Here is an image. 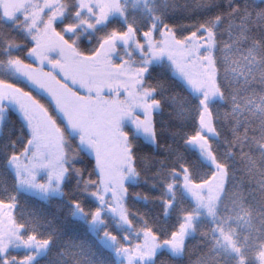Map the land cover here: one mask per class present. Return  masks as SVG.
Listing matches in <instances>:
<instances>
[{
	"label": "snow or ice",
	"instance_id": "6c2138e0",
	"mask_svg": "<svg viewBox=\"0 0 264 264\" xmlns=\"http://www.w3.org/2000/svg\"><path fill=\"white\" fill-rule=\"evenodd\" d=\"M226 2L0 0V65L21 81L0 78V136L9 109L25 129L14 189L65 195L75 174L96 206L72 200V215L93 235L104 213L115 225L97 236L114 262L62 248L50 264H264V3ZM16 202L0 197V264H37L55 237Z\"/></svg>",
	"mask_w": 264,
	"mask_h": 264
},
{
	"label": "trees",
	"instance_id": "16d2710c",
	"mask_svg": "<svg viewBox=\"0 0 264 264\" xmlns=\"http://www.w3.org/2000/svg\"><path fill=\"white\" fill-rule=\"evenodd\" d=\"M183 4L185 0H178ZM237 3L243 5L245 2L251 3L252 0H236ZM258 3H264V0H257ZM15 6V5H14ZM13 5H7L6 11H11L14 8ZM189 6H191V0H189ZM228 7L226 0H221L219 9H212L211 11H223ZM206 13H199L193 15H187L184 13H176L170 16L169 22L177 25L187 24L198 17H202ZM139 15V13H137ZM181 30V29H178ZM226 38V37H225ZM157 69L156 75L164 77L167 75V68L162 65H154ZM0 78L10 79L13 82H21L18 78L14 77L10 71H8L3 65H0ZM213 103H219L215 101ZM221 108H227V105H221ZM167 119L163 113H157L158 125L162 124V121ZM125 130L130 133V140L135 146L139 143V138L135 134L133 128L126 126ZM24 124L21 116L14 109H9V114L6 116L4 123V134L0 136V197L6 196L8 192L15 191L17 193V202L15 207V214L21 221L32 220L36 224V230L42 236L52 235L55 237L52 249L49 253L45 254L39 260L37 264H50L52 260V252H59L60 249H67L69 251H76L78 255H88L93 260L103 258L105 260L115 261V257L107 250L103 249L98 243L97 237L93 235L88 218L78 219L72 215L73 205L72 200H80L85 209H91L96 206V202L86 194L81 193L80 186L76 184L77 177L72 174L71 179L67 180L64 185L65 195L62 197H48L46 199H40L31 194L25 193L20 189H14V174L12 170L6 164V156L12 151L11 141H15L16 148H20L24 140ZM230 136V133H226ZM69 140H73V136L68 133ZM78 143V141H75ZM5 145L7 147L5 148ZM223 149L225 145L221 144ZM92 158L88 156L82 149L80 154L76 158V166L85 169V174L90 172ZM252 187H255L253 184ZM108 219L107 225H101L99 232L104 227L111 226L115 230V225L112 222L110 216L104 213ZM93 251L95 255H93ZM25 251L17 254H23ZM62 258V257H60ZM69 264L71 262L69 261Z\"/></svg>",
	"mask_w": 264,
	"mask_h": 264
},
{
	"label": "rangeland",
	"instance_id": "374dc122",
	"mask_svg": "<svg viewBox=\"0 0 264 264\" xmlns=\"http://www.w3.org/2000/svg\"><path fill=\"white\" fill-rule=\"evenodd\" d=\"M4 3L6 5H15L16 3V0H4ZM215 102V101H214ZM126 126H129L131 128H133L131 125H127V122H125V127ZM133 130L135 131V129L133 128ZM71 134V133H70ZM72 135V134H71ZM88 156L91 157V153L87 151V149L85 148H81ZM92 158V157H91ZM11 169V168H10ZM21 191L25 192V193H28V194H31L35 197H38L40 199H46L48 197H62L63 195H57L55 193H52V192H49L47 195H45L44 193L42 192H39V191H34V190H31V189H20ZM78 219H83V216H80V214H77L76 216ZM93 227L92 225H90V228H91V231L93 233ZM96 237L98 236V230H97V234L95 235ZM13 251H15L16 253H21L23 251H25L24 248H19V249H13ZM32 251H35V249H32ZM45 255V253H41V255L37 258V260H39L41 257H43Z\"/></svg>",
	"mask_w": 264,
	"mask_h": 264
}]
</instances>
